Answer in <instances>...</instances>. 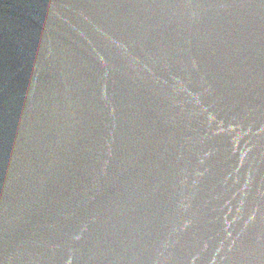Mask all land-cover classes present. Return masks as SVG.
I'll return each mask as SVG.
<instances>
[{
    "label": "water",
    "instance_id": "1",
    "mask_svg": "<svg viewBox=\"0 0 264 264\" xmlns=\"http://www.w3.org/2000/svg\"><path fill=\"white\" fill-rule=\"evenodd\" d=\"M0 264H264V0H0Z\"/></svg>",
    "mask_w": 264,
    "mask_h": 264
}]
</instances>
